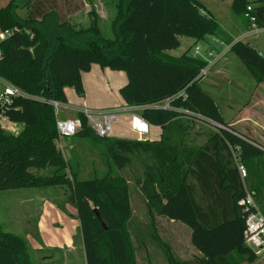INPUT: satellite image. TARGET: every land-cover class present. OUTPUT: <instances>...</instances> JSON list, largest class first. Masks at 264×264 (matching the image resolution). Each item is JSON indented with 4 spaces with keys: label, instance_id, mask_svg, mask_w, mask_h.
Here are the masks:
<instances>
[{
    "label": "trees",
    "instance_id": "trees-1",
    "mask_svg": "<svg viewBox=\"0 0 264 264\" xmlns=\"http://www.w3.org/2000/svg\"><path fill=\"white\" fill-rule=\"evenodd\" d=\"M231 1L234 12L248 24L244 14L252 6L256 24L262 26L264 0ZM82 6L80 0H9L0 8V32L10 33L0 41V79L31 97L65 104L64 89L81 97L82 75L92 66L123 72L127 82L119 89L121 100L141 107L140 116L160 129V138L99 139L80 114L82 130L74 137L104 142L105 158L119 169L135 154L153 160L138 182L147 209L144 231L138 237L134 233L138 246L146 245L149 236L163 264H234L232 254L254 263L256 254L243 242L244 220L237 201L245 191L235 159L245 167L247 189L255 193L264 213V145L224 121L215 99L200 85L206 61L190 56L192 47L179 57L167 52L178 49L181 38L196 45L214 37L230 46L257 85L264 83V56L247 43L233 41L197 0H115L110 39L103 37L93 8L87 13L89 26L70 23L69 16ZM165 100L170 109L152 107ZM3 115L23 128L16 135L0 128V192L67 186L68 201L80 222L85 264H138V247L127 229L134 218L127 179L108 172L99 178L96 171L90 178H79L80 166L66 161L58 147L51 106L15 98ZM182 118L213 123L216 133L199 147L180 149L181 141L172 145L171 136L187 131ZM157 217L188 228L198 256L180 259L160 237ZM0 264H35L24 238L5 232L1 225Z\"/></svg>",
    "mask_w": 264,
    "mask_h": 264
},
{
    "label": "rangeland",
    "instance_id": "rangeland-1",
    "mask_svg": "<svg viewBox=\"0 0 264 264\" xmlns=\"http://www.w3.org/2000/svg\"><path fill=\"white\" fill-rule=\"evenodd\" d=\"M80 1L82 2L83 6L78 10V12L69 16L70 23L76 27L80 26L84 28L89 26L87 13L91 8L95 7L100 17L99 28L103 37L107 39L112 38L110 23L114 17V0ZM197 1L203 5L205 11L215 19L216 23L222 30L228 34L237 33V24L238 22L241 23L242 19L232 9V1ZM7 3L8 0H0V7H2L3 4L6 5ZM102 3L105 4L103 5L104 9L102 8ZM106 5L112 6L113 9H108ZM18 14L20 16H24L25 12L19 11ZM216 40L217 39L214 37L207 36L205 37L204 41L194 45V41L192 39L184 38L181 41L180 47L171 51L170 55L179 57L184 52H186L189 47H192L189 55L195 57L194 46H199L201 48V52L198 58H205V51H208L210 48H212L215 45ZM224 49H226V46H219V50ZM217 52L218 50L215 51V56L217 55ZM95 69L101 72L99 67L94 66V71ZM1 82L2 81L0 79V90L2 88ZM106 85L107 84L105 83L103 86ZM200 85L205 92L210 94L215 99L225 122L232 125L238 132L246 135L249 134L250 136H253L255 140L259 139L264 141V83L257 85L243 64L231 52L227 51L226 55L214 64L207 75L204 76ZM93 89L94 88H89L87 91L89 104L86 103V108L92 111L102 110V106L98 105L96 101V93L98 92L96 89L95 91ZM80 98L82 97L77 96L74 92L71 94H69V91L66 92L67 102L63 104L64 106L61 109V113L64 117L69 118L75 114V109L69 110V108H73L74 106L82 104V100ZM95 102L96 104L93 105ZM67 103L68 105L66 106ZM123 120V117L120 116L118 122L113 126L112 132L116 126H122ZM181 121L184 125H187V131L182 136L180 134H173L171 136L172 145L178 144L181 141L182 144L180 149L199 147L210 135L216 133L215 124L213 123L206 124L197 120L192 121L187 118H182ZM186 122H189L190 124H186ZM124 132L125 130H123L121 133ZM159 135L160 129L149 125V135L147 136V139L156 140L159 138ZM75 138H77V140L75 139L73 143L76 147L75 153L78 154V156L76 157L72 155L70 162L73 163V165L76 163L81 165V173L79 178H90L94 176V171H96V176L99 178L103 177L104 173L108 172L113 177L127 179L129 182L130 198L132 208L134 210V218L133 221H130L128 224L127 229L131 232V239L134 241V246L138 247V264H149V260L152 264H163L164 262L162 254L159 249L156 248L150 237H147L146 241L148 240V242L146 245L138 246L139 241L135 239L136 237L134 234L136 233V236L138 237V234L141 235L144 231L145 222L143 221L146 219L147 211L146 207H144V203H146L144 193H142L138 182H142L145 179V171L153 165V160L148 155L135 154L131 156L127 166L119 169L116 168L112 162L105 158L107 153V145L104 144V142L90 138ZM66 140L67 139L62 138L59 139V142ZM245 183L246 188H248L247 182ZM50 189L51 188L46 190L50 191ZM57 189H59V191L56 193L57 199H55L58 201L65 197V199L68 201L70 192L67 186ZM32 191L37 190L27 188L0 192V225L3 227L5 232L28 239L27 230L29 225L27 221L29 220V216L31 217L35 214L36 209L28 203L30 200L25 198V196L32 193ZM259 210L264 216L263 211L260 208ZM176 224H168L166 221H161L158 223V231L160 232V236L163 239L165 238L166 241L171 243L173 250L176 251V255L180 259L190 261L198 256L196 250L192 251V246L189 242L186 231H188L190 234V230L180 223ZM74 226L75 231H73V234H77L75 237L73 236L75 243L74 251H82L80 241L77 242V239H79L81 235L80 222L78 219L74 223ZM28 251L35 264H43L40 261L41 254H39V257H37L32 249L28 248ZM257 259L259 261L264 260V254L257 255ZM74 260L76 262L75 264H83V260L81 262L79 258ZM243 260H245V258H239L237 254H232V261L234 264H239L243 262Z\"/></svg>",
    "mask_w": 264,
    "mask_h": 264
},
{
    "label": "crops",
    "instance_id": "crops-1",
    "mask_svg": "<svg viewBox=\"0 0 264 264\" xmlns=\"http://www.w3.org/2000/svg\"><path fill=\"white\" fill-rule=\"evenodd\" d=\"M228 1L229 0H222V2H228ZM6 5L3 4V6L0 8H3ZM101 5L102 8L104 9L103 5L105 4L102 3ZM106 6L110 10L113 9L112 6H108V5ZM113 7H114V16H115L116 13L115 0L113 3ZM94 10L98 16V19H100L99 14L96 11V8ZM237 28L238 30L237 33L235 34L232 33L228 34L227 32L226 33L229 35V37L233 39V41H241L243 43H247L253 46L261 56H264V22L260 27V31L256 35L249 36L245 40H240V38L243 37L250 29L249 24L244 19H242L241 23L238 22ZM183 39L184 38H181L180 42ZM170 52L171 51L167 52V54L170 55ZM94 66H92L91 70L88 73L82 75L83 95L81 96L82 98H80L82 100V104H79L78 106H74L73 108H69V110L70 109L76 110L83 106L87 107L86 103L89 104L88 102L89 97L87 95V91L89 88L90 89L94 88L93 90L95 91L96 89V91L98 92L96 93L97 94L96 101L98 105L102 106V110H96V111L117 109L122 106H127L123 103V101L119 96V89L122 86H124L127 82L125 74L123 72H115V71H110L108 69H104V70L101 69V72L97 71V69H95L94 71ZM105 83L107 85L103 86L105 85ZM68 91L69 94L74 92V90L71 88L64 89L65 97H66V92ZM95 104L96 102L93 105ZM67 105L68 103L66 104V106ZM137 114L140 115V111L139 112L137 111ZM121 116L124 119L123 124L121 127L116 126L114 128L112 134L110 135V138L125 139L132 141L139 140L138 137L129 130V126H128L129 115L123 114ZM22 128H23L22 124L16 123V128H15L16 131L20 132ZM123 130H125V132L121 133ZM120 133L124 135H121ZM248 137L260 143L261 145H264L263 140H259V139L255 140V138H253V136L250 135ZM66 139H67L66 141H62V142L58 141V147L61 149L65 160L70 161L72 155L76 157L78 156V154L75 153L76 147L73 143L75 139L77 140V138L73 137L72 138L73 140L68 138ZM145 141H153V140L147 139ZM78 165L81 166L80 164ZM46 189L49 188L36 189L37 191H32V193L25 196V198L30 200L28 203L36 209L35 214L31 217L29 216V220L27 221L29 225L27 230L28 239L24 238L27 247L32 249L33 252L37 255V257H39V254H41L40 261L43 264H75L76 262L74 259L76 258L77 259L79 258L81 262L83 260V264H85L81 235L80 238L77 239V242L80 241L82 251H74V245H75L74 237L77 235L76 233L73 234V231H75L74 223L77 221L75 208L69 203V201L65 199V197H63L58 201L56 200L57 199L56 193L59 191V189L51 188L50 191ZM156 220L157 223H160L161 221L164 222L166 221L168 224H176L173 221H167L166 219L164 220L160 217H157ZM186 232L189 238V232L188 231ZM192 251H195L193 247H192ZM174 253L176 254V251H174ZM263 262L264 260L259 261L257 259L252 264H262ZM239 264H247V263L241 262Z\"/></svg>",
    "mask_w": 264,
    "mask_h": 264
},
{
    "label": "built area",
    "instance_id": "built-area-1",
    "mask_svg": "<svg viewBox=\"0 0 264 264\" xmlns=\"http://www.w3.org/2000/svg\"><path fill=\"white\" fill-rule=\"evenodd\" d=\"M244 18L248 20L250 29L240 38L245 40L249 36H254L260 31V27L256 24V17L252 15V6L246 8ZM10 35L8 31L0 32V41H3ZM219 46H226V49L219 50ZM230 46L224 45L216 40L215 45L208 51H205L206 57L201 58L206 61V66L201 70V75L206 76L210 69L216 62L221 60L229 51ZM218 50L215 56V51ZM201 48L194 46V56L200 55ZM230 52V51H229ZM1 58V54H0ZM2 88L0 90V128L8 133L16 135V123L9 121L3 115V109L11 103L15 98H25L30 100L39 101L52 107L55 116V126L57 136L62 138H73L77 133L82 130L81 120L79 114L85 118L86 128L92 131L93 135L99 139L110 137L113 126L118 122L119 117L123 114L129 115V130L134 133L139 140H147L149 135V124L139 115L137 111H141V107L122 106L117 109H109L104 111H92L85 106L74 110L75 114L71 117H64L61 109L64 106L62 103L50 101L44 98L31 97L23 93L19 88L6 83L1 80ZM157 109H170L169 101L165 100L152 106ZM72 110V109H71ZM133 112V113H132ZM62 115V116H61ZM16 133V134H15ZM236 166L240 179L244 186L245 195L237 201V206L243 214L244 229H243V242L244 245L257 255L264 254V216L261 214L256 201L255 193L246 188L245 180L247 172L243 165L237 162Z\"/></svg>",
    "mask_w": 264,
    "mask_h": 264
},
{
    "label": "water",
    "instance_id": "water-1",
    "mask_svg": "<svg viewBox=\"0 0 264 264\" xmlns=\"http://www.w3.org/2000/svg\"><path fill=\"white\" fill-rule=\"evenodd\" d=\"M247 45H249V44H247ZM219 127H221V126H219ZM95 215H96L97 220L100 222L102 228L104 230H107L108 227H107V224L105 223L104 219L96 211H95Z\"/></svg>",
    "mask_w": 264,
    "mask_h": 264
}]
</instances>
